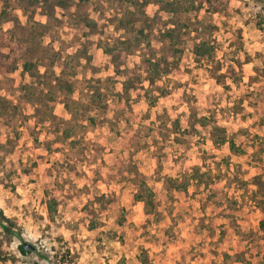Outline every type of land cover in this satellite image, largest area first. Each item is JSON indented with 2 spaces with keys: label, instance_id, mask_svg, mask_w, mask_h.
Returning <instances> with one entry per match:
<instances>
[{
  "label": "rangeland",
  "instance_id": "obj_1",
  "mask_svg": "<svg viewBox=\"0 0 264 264\" xmlns=\"http://www.w3.org/2000/svg\"><path fill=\"white\" fill-rule=\"evenodd\" d=\"M0 53V264H264V0H0Z\"/></svg>",
  "mask_w": 264,
  "mask_h": 264
},
{
  "label": "trees",
  "instance_id": "obj_2",
  "mask_svg": "<svg viewBox=\"0 0 264 264\" xmlns=\"http://www.w3.org/2000/svg\"><path fill=\"white\" fill-rule=\"evenodd\" d=\"M178 4V1H172L170 3H168V11H171V12H175V7L176 5ZM208 4H211V2H208ZM61 6H63V4H60ZM165 39L168 40L170 42V45L172 47L176 46L179 44V39H178V36L175 34V31L174 30H169L165 33ZM213 52H214V48L213 46L210 45L209 42H201L199 44H196L195 46H193L192 48V54L194 55L195 59L196 60H209L212 58V55H213ZM9 55L8 54H3V53H0V71H5V72H13L16 70V64H15V61L14 60H11V62H9ZM148 65H149V68L151 70L150 73H153L152 75H161V74H166L167 73V68H166V65L164 64H161V62H148ZM30 64H24L23 65V70L25 72H29L30 70ZM152 80H150L151 82ZM60 85H62L61 82H58ZM62 88L64 89V92L65 93H70L71 91V88L70 86H68L67 83H63L62 85ZM128 87H124L122 88V92L121 93H117L116 94V99L118 102H120L123 98V95L127 94V91H128ZM127 99V98H126ZM126 101V104H125V107H129V99H127ZM150 106H152L154 104V100H150ZM62 104L64 105V108L67 110V111H70L69 110V106L67 104V102H62ZM73 111L71 114H77V113H83L82 111V106L81 104H78V103H73ZM87 107V106H86ZM88 117V116H87ZM86 120L88 121V123H90V125H93L95 120L92 118V117H88L86 118ZM219 131V130H218ZM221 131V130H220ZM219 143L221 144H226L228 143V146H229V149L233 152L236 151V147L234 145V143L231 141V140H226L225 137L223 138H220L219 140ZM144 190L141 192H137L134 196V200L136 202H141L144 204V206L147 208V209H151L153 208V201H152V192H150V190L147 188V186H144ZM53 205V206H52ZM55 206V204H49L48 205V210H52L53 207ZM262 226L264 227V224H262ZM13 227H14V224H12V222L7 219L3 214L2 212H0V228L2 230V232L4 233L5 236H8V237H15L17 238L18 240H21L20 238V235L19 233H16V232H13ZM23 244V243H22ZM22 244L18 245L17 249H18V252L22 255V256H25V255H29L31 252H28V251H25L23 248H22ZM69 255L68 252H66V256ZM61 259V258H60ZM6 261V258L5 257H2L1 253H0V262H5ZM58 264H64V262L62 261H59Z\"/></svg>",
  "mask_w": 264,
  "mask_h": 264
},
{
  "label": "water",
  "instance_id": "obj_3",
  "mask_svg": "<svg viewBox=\"0 0 264 264\" xmlns=\"http://www.w3.org/2000/svg\"><path fill=\"white\" fill-rule=\"evenodd\" d=\"M22 248L25 250V251H28V252H32L34 250V246L30 245V244H27V243H23L22 244Z\"/></svg>",
  "mask_w": 264,
  "mask_h": 264
}]
</instances>
